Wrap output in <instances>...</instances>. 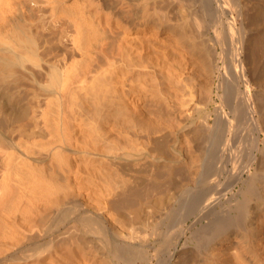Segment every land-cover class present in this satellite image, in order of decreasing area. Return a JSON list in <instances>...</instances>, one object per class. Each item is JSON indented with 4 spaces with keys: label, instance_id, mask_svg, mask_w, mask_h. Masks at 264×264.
<instances>
[{
    "label": "bare ground",
    "instance_id": "1",
    "mask_svg": "<svg viewBox=\"0 0 264 264\" xmlns=\"http://www.w3.org/2000/svg\"><path fill=\"white\" fill-rule=\"evenodd\" d=\"M0 264H264V0H0Z\"/></svg>",
    "mask_w": 264,
    "mask_h": 264
},
{
    "label": "rangeland",
    "instance_id": "2",
    "mask_svg": "<svg viewBox=\"0 0 264 264\" xmlns=\"http://www.w3.org/2000/svg\"><path fill=\"white\" fill-rule=\"evenodd\" d=\"M163 34V35H162ZM165 34V35H164ZM166 32H161L159 35L162 37H160V39L162 40V41H157V44L156 43H154V44H156V45H154V46H158V47H163V46H166V48L168 49V48H170L171 46V49H168L169 50V52H168V56H171V57H166V58H164L165 60H167V61H172V60H177L178 58H177V52L173 49V48H175V46H176V44H175V40H174V38H172V36L173 35H171L172 33H168L167 34V37H166ZM165 36V38L163 39V37ZM171 37V38H170ZM167 39H169V40H167ZM167 41V42H166ZM173 41V42H172ZM170 42V43H169ZM158 43H159V45H158ZM160 43L161 44H164V45H160ZM171 43H173V44H171ZM170 44H171V46H170ZM175 44V45H174ZM174 45V46H173ZM159 48H157V50H158ZM160 51L159 52H162V50L161 49H159ZM170 51H171V53H170ZM173 52V53H172ZM171 54V55H170ZM172 54H173V56H172ZM160 56V55H159ZM174 57V58H173ZM177 58V59H176ZM172 59V60H171ZM159 69V70H158ZM166 69V70H165ZM156 71H158L157 72V75H156V77H158V78H156V82H157V86L159 87V89H158V87H157V90L153 93L155 96H153L152 98L154 99H152L151 101H148V103L149 102H151L150 103V105L152 106V107H154L153 109H155L156 110V112L158 113V117H159V121H161L160 122V127H164V126H166V128H169L171 125H172V123L174 122V116L172 115V113H171V111L169 110L170 108L172 109V106H174L175 104V102H176V100H177V98H178V96L183 92L184 93V91L183 90H185V93L187 92L186 91V87L184 88V87H182V86H184L185 85V80H186V83H188V73H186L185 75L184 74H182L181 76L182 77H180V75H178V74H180L181 72L177 69V71H174V70H169V69H167V68H157L156 69ZM168 71H169V73H168ZM174 71V72H173ZM164 72V73H163ZM171 72V73H170ZM175 72H177V74L175 73ZM180 72V73H179ZM174 73H175V75L179 78V83L176 85V86H173V87H170L169 85L172 83L173 84V81L175 80V78L177 79V77H175L174 76ZM166 75H167V77H166ZM171 75V76H170ZM173 75V76H172ZM162 76H165V77H162ZM184 76H186V77H184ZM173 77H175V78H173ZM161 78H162V80H161ZM174 80H173V79ZM183 78H184V80H183ZM164 79V80H163ZM170 79H172V80H170ZM180 79H182V80H180ZM159 80H161V81H159ZM167 80H169V81H167ZM159 81V82H158ZM171 81V82H170ZM184 82V83H183ZM160 83V84H159ZM162 85V86H161ZM169 86V87H168ZM162 87V88H161ZM166 87V88H165ZM169 88H171V89H169ZM175 88H177V89H181V90H178L177 92H176V89ZM182 88H183V90H182ZM161 89V90H160ZM165 89H168V90H165ZM174 89V90H173ZM171 90H173V91H171ZM158 91V92H157ZM180 91H182V92H180ZM153 94H148V97H150V96H152ZM167 94V95H166ZM169 94V95H168ZM160 95H162V96H160ZM160 96V97H159ZM167 96V97H166ZM169 96H171L172 98L170 99L169 98ZM157 97V98H156ZM163 99H162V98ZM166 97V98H165ZM174 97H177V98H174ZM169 99V100H168ZM168 101V102H166V101ZM157 101V102H156ZM165 101V102H164ZM160 102H161V104H160ZM173 105H172V104ZM166 104H167V106H166ZM154 105V106H153ZM164 105V106H163ZM150 106V107H151ZM171 106V107H170ZM161 113V114H160ZM163 113H165V114H163ZM172 115V116H171ZM161 118V119H160ZM163 122V123H162ZM146 135H148V136H146ZM145 137H147V139H148V137H149V133H147L146 132V134H145ZM172 137V136H171ZM166 140H169V141H166ZM166 140H165V137L164 138H162V141H161V144H163L164 145V143H166V144H171L172 142H171V140H170V135H168V137H166ZM164 141H166V142H164ZM171 142V143H170ZM180 143H181V145H182V147L184 148V150H185V147L187 146V144H188V142H187V139H186V137L185 136H183V138H181V140H180ZM163 145H162V147H163ZM162 188H164V186H162Z\"/></svg>",
    "mask_w": 264,
    "mask_h": 264
}]
</instances>
